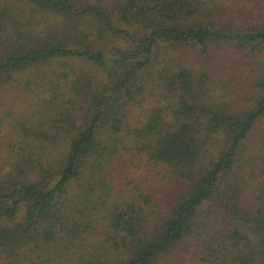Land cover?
Returning a JSON list of instances; mask_svg holds the SVG:
<instances>
[{"label":"trees","instance_id":"16d2710c","mask_svg":"<svg viewBox=\"0 0 264 264\" xmlns=\"http://www.w3.org/2000/svg\"><path fill=\"white\" fill-rule=\"evenodd\" d=\"M8 86L0 264H264V0H0Z\"/></svg>","mask_w":264,"mask_h":264},{"label":"rangeland","instance_id":"374dc122","mask_svg":"<svg viewBox=\"0 0 264 264\" xmlns=\"http://www.w3.org/2000/svg\"><path fill=\"white\" fill-rule=\"evenodd\" d=\"M190 53L194 54L195 50H192ZM195 57L196 55H194L193 60H197ZM210 57L208 65L216 68L219 79L222 78L229 82V88L233 90V98L238 100V102L241 101L247 93V86L250 80V77L246 79V76L251 74L249 70L251 66L255 65V62L248 59L245 53L233 52L231 49L225 47L212 50ZM60 67L57 63L45 66L44 73L45 75H52L54 71H60ZM28 74H31V72H24L21 76L24 78ZM227 90L229 91V89ZM34 102L35 99L29 92L23 93L13 86L5 87L0 93V117L4 116L6 112H12V117H16L20 113H23L25 109L34 106L32 105ZM8 119L10 120L11 118L8 117ZM260 130H262L260 133L264 135V125L260 127ZM257 172L263 175L264 166L262 165L261 169Z\"/></svg>","mask_w":264,"mask_h":264}]
</instances>
